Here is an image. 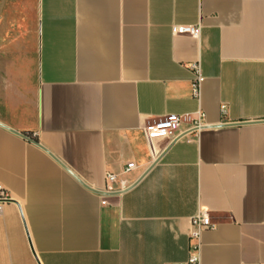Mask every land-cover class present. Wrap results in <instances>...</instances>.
Wrapping results in <instances>:
<instances>
[{
  "label": "crops",
  "instance_id": "obj_1",
  "mask_svg": "<svg viewBox=\"0 0 264 264\" xmlns=\"http://www.w3.org/2000/svg\"><path fill=\"white\" fill-rule=\"evenodd\" d=\"M0 186V264H264V0H0Z\"/></svg>",
  "mask_w": 264,
  "mask_h": 264
},
{
  "label": "built area",
  "instance_id": "obj_2",
  "mask_svg": "<svg viewBox=\"0 0 264 264\" xmlns=\"http://www.w3.org/2000/svg\"><path fill=\"white\" fill-rule=\"evenodd\" d=\"M173 35H186L193 38H199L201 35V26H174L172 28ZM196 80L192 83V96L199 98L201 84L204 78L200 75L199 68ZM184 124H188L189 127L182 129ZM211 126L205 121V114L202 111L192 117L169 115L164 118H160L156 121L148 123L144 128V133L149 142L159 137H166L171 142L177 141L187 135L199 133L203 130L209 129ZM135 168V164L130 163L125 169V173L131 172ZM107 180L111 185L118 184L119 189L113 190L111 187L104 190L105 193H122L126 191L130 184L126 180H119L114 174H108ZM11 200V194L9 191L0 186V217L3 215L4 205ZM192 233L191 239L195 241V244L191 247L189 258L186 264H202L201 260V238L202 234L207 230H213L216 225L212 222V218L208 211L202 210L192 220Z\"/></svg>",
  "mask_w": 264,
  "mask_h": 264
},
{
  "label": "water",
  "instance_id": "obj_3",
  "mask_svg": "<svg viewBox=\"0 0 264 264\" xmlns=\"http://www.w3.org/2000/svg\"><path fill=\"white\" fill-rule=\"evenodd\" d=\"M125 192V191H124ZM98 194L100 195H103V196H111V195H117V194H121V193H114V194H111V193H105V192H97ZM123 193V192H122ZM34 253V252H33Z\"/></svg>",
  "mask_w": 264,
  "mask_h": 264
}]
</instances>
